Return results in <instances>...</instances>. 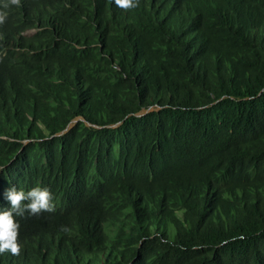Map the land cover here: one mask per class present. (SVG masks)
<instances>
[{"label": "trees", "instance_id": "obj_1", "mask_svg": "<svg viewBox=\"0 0 264 264\" xmlns=\"http://www.w3.org/2000/svg\"><path fill=\"white\" fill-rule=\"evenodd\" d=\"M135 5L0 0V264H264V0Z\"/></svg>", "mask_w": 264, "mask_h": 264}, {"label": "clouds", "instance_id": "obj_2", "mask_svg": "<svg viewBox=\"0 0 264 264\" xmlns=\"http://www.w3.org/2000/svg\"><path fill=\"white\" fill-rule=\"evenodd\" d=\"M115 2L121 8L136 6L135 0H115ZM3 196L8 204L5 208H0V253L8 251L15 255L20 251L21 240L28 237L31 231L36 230L20 227L21 218H15L14 214L29 218L30 214H38L42 210L51 211L53 197L47 187L41 186H35L27 192L10 187L4 191ZM23 201L27 203H22Z\"/></svg>", "mask_w": 264, "mask_h": 264}]
</instances>
